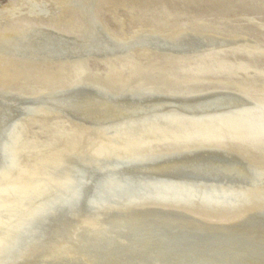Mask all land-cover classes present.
<instances>
[{"label":"bare ground","instance_id":"1","mask_svg":"<svg viewBox=\"0 0 264 264\" xmlns=\"http://www.w3.org/2000/svg\"><path fill=\"white\" fill-rule=\"evenodd\" d=\"M11 2L0 264H264V0ZM86 31L187 52L51 60Z\"/></svg>","mask_w":264,"mask_h":264},{"label":"rangeland","instance_id":"2","mask_svg":"<svg viewBox=\"0 0 264 264\" xmlns=\"http://www.w3.org/2000/svg\"><path fill=\"white\" fill-rule=\"evenodd\" d=\"M2 1V0H1ZM0 1V14L1 13H6V14H8L7 12H9V9L8 8H12V6H11V4H12V2H11V0H3L2 2ZM11 2V3H10ZM2 6V7H1ZM258 17H262V15H258ZM257 17V18H258ZM7 19V20H6ZM9 20L11 21V23H14L15 21H17L18 20V18H16V17H8V18H5V14H2V22L4 23V24H8L9 23ZM241 22V21H240ZM11 23H9V24H11ZM87 23V22H86ZM243 24H245V23H243ZM86 33V35L87 36H85V34H84V36H82V38H80V41H79V39H77V41H79V42H76V43H68V44H66V42H67V40H65L63 37H61V36H55L54 38H51V42H49V43H51V45L52 44H55V46L54 45H52V46H50V49H52V50H50L51 52L53 51V52H55V50H57L56 52L58 53V55H60V54H62L63 56H51V60L53 61V62H55V61H63V62H69V63H75V62H78V61H81V60H87V59H93V60H105V59H108V60H114L115 59V57H120L119 59H121V58H123V56L125 55L126 56V54L128 53V52H132V51H137V49H138V51H141V52H144V51H146V50H150V51H152V52H154V53H163V54H165V52H166V55H168V56H171V57H173V56H182L183 54H185V52H187V49L184 47V48H178L179 46H178V44H176L177 43V41L175 42V41H173V43H169V45L168 44H160L158 47H156V45H158L157 44V42L153 39V38H147L145 41L144 40H140V39H138V38H134V39H132V40H130V41H127V43L126 44H123L122 46L121 45H118V44H120V43H118V44H115L114 42H113V44L110 42V40L104 35H102V33L101 34H99L98 32H96L97 33V36H98V39L97 40H94L93 38H90V37H88V32L86 31L85 32ZM29 37H30V39L32 40V41H37V39H38V41H37V43L41 40V36H40V34L39 33H35V32H30L29 34ZM90 36V35H89ZM35 37V38H34ZM57 37V38H56ZM95 37V36H94ZM37 38V39H36ZM208 40H207V39ZM212 38V36H208V37H197V39L200 41V40H202V42H204V47H205V49L206 50H210V49H212V48H215V49H218V48H222V47H225V46H229L228 44H232V45H234V44H236L237 43V38H235V37H230V38H228L227 40H226V42H223L222 44H221V42L218 44L219 46L217 47V45H211L212 43L210 42V39ZM59 39V40H58ZM83 41V42H82ZM136 43H135V42ZM137 41H138V44L139 43H141V41L143 42V43H141L140 45H138L137 44ZM102 42V43H101ZM172 42V41H171ZM206 42V43H205ZM210 42V43H209ZM232 42V43H231ZM80 43V44H79ZM148 43V44H147ZM137 44V45H136ZM173 44V45H172ZM80 45V46H79ZM129 45H131V46H129ZM133 45V46H132ZM144 45V46H143ZM155 46L154 47V49L152 48L153 46ZM172 45V46H171ZM174 45H176V46H174ZM206 45V46H205ZM208 45V46H207ZM209 45H210V47H209ZM146 46V47H145ZM169 46V47H168ZM213 46V47H212ZM54 49H53V48ZM55 47H56V49H55ZM58 47H59V49H61V51L63 52V53H60V52H58V51H60V50H58ZM144 47H145V49H144ZM166 47V48H165ZM175 47V49H172V48H174ZM208 47V48H207ZM137 48V49H136ZM147 48V49H146ZM152 48V49H151ZM161 48V49H160ZM85 49V50H84ZM144 49V50H143ZM157 49V50H156ZM182 49V50H181ZM80 50V51H79ZM87 50V51H86ZM116 50V51H115ZM172 50H173V52H172ZM186 50V51H185ZM114 51V52H113ZM119 51V52H118ZM157 51V52H156ZM161 51V52H160ZM164 51V52H163ZM172 53H171V52ZM175 51H177V52H175ZM181 51H183V52H181ZM74 52V53H73ZM118 52V53H117ZM167 52H169V53H167ZM20 50L19 49H16V52L15 51H13L12 52V56H21L20 55ZM69 53V54H68ZM175 53V54H174ZM116 54V55H115ZM122 54V55H121ZM119 55H121V56H119ZM78 56V57H77ZM114 58V59H113ZM71 60V61H70ZM25 87V86H24ZM205 92V91H204ZM208 92H210V91H208ZM208 92H205V94L206 93H208ZM202 93V94H201ZM205 94H203V91L202 92H200V95L199 94H194V95H197V96H203V95H205ZM191 95H193V94H191ZM193 95V96H194ZM196 97V96H195ZM195 97H193V98H195ZM192 98V96L191 97H189L188 96V99H191ZM192 100V99H191ZM174 100L172 99V101H171V99L170 100H167L163 105H162V107H163V109H162V107H160V109H158V112H162V111H164V110H167V109H172V108H174V105H171V104H167L168 102L169 103H172ZM174 103H175V101H174ZM167 105V106H166ZM167 107V109H165L166 107ZM169 106H171V107H169ZM173 106V107H172ZM165 107V108H164ZM200 148H197V150H199ZM196 150V149H195ZM193 152V151H192ZM225 153H228L229 154V152H225ZM91 246V245H90ZM83 249L81 250V253L82 254H84L83 256L85 257V258H78V260H77V263L76 264H92V261L88 258V256H86L87 254H86V252H87V250L89 249V247L88 246H86V247H82ZM137 264H142L141 262H138Z\"/></svg>","mask_w":264,"mask_h":264}]
</instances>
